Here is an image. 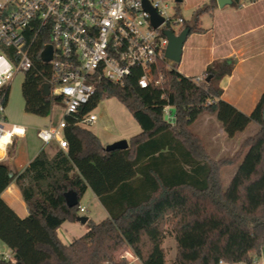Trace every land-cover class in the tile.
Here are the masks:
<instances>
[{"label": "trees", "instance_id": "1", "mask_svg": "<svg viewBox=\"0 0 264 264\" xmlns=\"http://www.w3.org/2000/svg\"><path fill=\"white\" fill-rule=\"evenodd\" d=\"M216 7V0H210L184 27L201 33L199 17ZM34 61L21 83L24 111L47 117L62 98L43 94L44 65L37 55ZM233 66L232 60L216 61L199 83L164 61L152 68L154 78L161 77L159 86L140 88L138 69L123 85L101 80L90 102L65 116L64 150L51 158L41 150L15 177L0 162V243L13 254V262L4 264H129L120 254L124 250L141 264H167V236L175 242L170 264H252L264 246V92L249 115L220 100V82ZM3 92L6 107L9 88ZM109 98L120 102L140 127L124 150L105 151L100 139L79 125ZM167 106L174 110V125L164 118ZM204 114L214 115L229 138L250 123L259 128L233 157L212 160L192 131ZM225 167H236L226 188L221 178ZM13 178L28 212L24 218L1 198ZM87 190L107 217L99 223L87 220V232L64 244L57 230L76 221ZM69 192L78 199L71 208L64 198Z\"/></svg>", "mask_w": 264, "mask_h": 264}, {"label": "built area", "instance_id": "2", "mask_svg": "<svg viewBox=\"0 0 264 264\" xmlns=\"http://www.w3.org/2000/svg\"><path fill=\"white\" fill-rule=\"evenodd\" d=\"M146 1L163 20L157 28L151 25L143 0H0V91L8 88L17 74L34 68L37 55L44 65L40 74L50 87V95L62 98L63 115L57 125L37 131L43 144L56 141L59 149L66 148L62 136L65 116L87 105L101 80L123 85L138 69L140 88L160 85L161 77L154 78L152 68L160 61L167 67L171 63L165 58L168 41L162 31L178 35L186 21L181 17L173 20L164 0ZM47 47L51 48V58L44 62L41 54ZM2 48H11L12 53L5 54ZM203 78L192 80L199 83ZM4 94L0 95L2 152L14 136L24 135V128L18 125L4 128ZM170 108H164V118L174 125V110ZM95 120L90 112L79 125ZM84 211L79 207V212ZM12 262L10 250L0 251V264Z\"/></svg>", "mask_w": 264, "mask_h": 264}, {"label": "crops", "instance_id": "3", "mask_svg": "<svg viewBox=\"0 0 264 264\" xmlns=\"http://www.w3.org/2000/svg\"><path fill=\"white\" fill-rule=\"evenodd\" d=\"M209 1L199 0L193 7L197 10L208 4ZM199 26L203 31L190 33L183 44L181 60L178 63L186 64L184 69H188V65L192 64V69L196 70V74L179 73L185 77H197L202 75L206 68L216 61L232 60L234 66L231 74L220 82L221 95L219 99L230 104L241 113L249 115L264 92V0H240L239 4L236 5L230 4L222 8L217 6L211 13H204L199 17ZM7 107L6 105L4 109L5 125H18L24 128V135L14 136L16 140H13V137L11 144L0 154V162L5 163L15 177L41 150L49 158L59 150L56 141L43 144L37 137V131L56 126L63 115V110L56 118L53 114V108L47 117L27 114L24 111V100L15 113L8 111ZM170 109L173 111L172 108ZM199 124L210 131L209 141L204 138L205 134L203 135L199 130L201 127H198ZM210 126L215 127L216 130H209ZM247 128L252 129L253 133L247 134ZM257 130L258 125L250 123L242 132L229 138L224 133L220 122L214 115L209 114L202 115L192 125V131L205 143L211 145V148L209 145H206V148L211 150L212 146L215 145L217 147L213 150L220 152L219 154L229 150L226 148L230 145H233V148L240 145L246 137L253 135ZM120 139L123 138L115 137L108 143L111 144ZM1 198L18 217L24 218L27 215L26 206L14 183V178L2 192ZM94 198L96 199L95 196ZM76 222H65L57 230V236L62 243L69 244L73 241L68 236L67 231L69 226H73ZM60 231L63 232L65 240H63ZM3 245L0 243V251L2 252L7 248ZM123 254L129 260V264L134 262L141 264L129 250H124ZM252 264L264 263L261 259H254Z\"/></svg>", "mask_w": 264, "mask_h": 264}, {"label": "rangeland", "instance_id": "4", "mask_svg": "<svg viewBox=\"0 0 264 264\" xmlns=\"http://www.w3.org/2000/svg\"><path fill=\"white\" fill-rule=\"evenodd\" d=\"M199 0H183L181 3H175L174 0H164L165 3L168 4L169 10L168 13L172 16V19L175 20L178 17L183 18L186 22H190L193 18V14L195 12L194 4ZM173 30L177 32L178 28L174 27ZM186 64H175L176 70L180 73L187 74V75H195L196 70L192 69L193 65L189 64L188 69H184ZM167 66V65H166ZM169 67H173L174 63H168ZM200 76H203L200 75ZM24 73L17 74L12 81L8 84L9 88V95H8V102H7V109L8 111L15 113L18 107H21L23 103V98L20 91V85L23 81ZM63 110L62 104H56L53 106V114L57 118L58 114L61 113ZM7 111V112H8ZM92 113L96 116V120L91 124L83 125L86 129L91 131L95 136H97L100 141L104 144V146L110 144L111 139L115 137H122L123 139L120 140H128L136 135L140 131V127L134 121L130 113L126 110V108L118 102L115 98L104 99L103 101L99 102L96 108L92 111ZM10 118V116H9ZM201 124L198 125V127ZM197 127V128H198ZM203 126L199 127L200 131L203 133L204 138L208 139L209 132L208 128H202ZM209 130L213 131L216 130L215 127L210 126ZM5 129L10 128V125H4ZM259 128V127H258ZM196 130V128H195ZM253 131L250 128H247V134H252ZM13 140H16L14 137ZM209 141V139H208ZM202 143L206 149L207 154L212 160H219L222 158H231L234 154L238 151L240 145L236 147H232L233 145L228 146L229 150H225L222 154L220 152L213 150L217 146L213 145L211 150L206 148V145L209 143H205L202 140ZM242 143V142H241ZM240 143V144H241ZM211 148V145H209ZM232 149V150H231ZM218 152V153H217ZM218 154V155H217ZM236 170V167H225L221 171V178L223 182L224 188H226ZM79 207H83L85 211L83 213L77 212L78 217H86L88 220H91L93 223H99L104 220L107 216L103 207L99 204L97 199L94 198L92 192L87 190L84 194L82 199L79 202ZM68 225V224H66ZM69 230L67 231L68 236L70 239L74 240L75 238L81 237L90 227V223L87 221L84 224L76 222L73 226H69ZM61 232V231H60ZM63 236V240L65 237L63 232H61ZM69 240V239H68ZM3 247H6L3 245ZM163 248L166 252V263L170 264L174 257H175V242L172 237L167 236L163 242ZM4 252H9L7 248L4 249ZM124 253L121 251L120 254ZM261 259L264 263V246L262 247L260 254L256 255L253 260ZM253 262V261H252ZM131 264H139V263H131Z\"/></svg>", "mask_w": 264, "mask_h": 264}, {"label": "water", "instance_id": "5", "mask_svg": "<svg viewBox=\"0 0 264 264\" xmlns=\"http://www.w3.org/2000/svg\"><path fill=\"white\" fill-rule=\"evenodd\" d=\"M175 3H181L183 0H174ZM233 0H216V4L219 8H222L226 5L232 4ZM143 7L145 10H147L150 14V20L151 25L154 28H157L162 22V18L159 17L153 8L149 5V3L146 0H143ZM191 28L190 26H185L182 31L175 35L172 33V31L169 30H163L162 33L166 37L168 44L165 50V58L166 60L170 61L171 63L178 64L181 60L182 55V48L183 44L185 43L187 37L190 35ZM51 58V48L47 47L44 52L41 54V59L44 62L50 61ZM42 92L45 96L50 95V87L48 84H44L42 86ZM262 121L264 122V109L262 111ZM128 147V143L126 140H119L116 142H113L111 144H108L104 147V150L109 152L113 150H124ZM65 203L68 207H74L78 204L77 196L74 192H69L64 195ZM86 217H77L76 221L84 224L87 222ZM19 264V263H17Z\"/></svg>", "mask_w": 264, "mask_h": 264}, {"label": "bare ground", "instance_id": "6", "mask_svg": "<svg viewBox=\"0 0 264 264\" xmlns=\"http://www.w3.org/2000/svg\"><path fill=\"white\" fill-rule=\"evenodd\" d=\"M2 153V151H0V154Z\"/></svg>", "mask_w": 264, "mask_h": 264}]
</instances>
